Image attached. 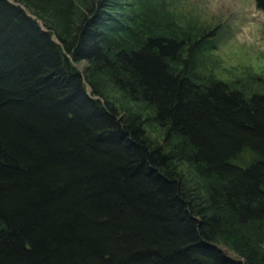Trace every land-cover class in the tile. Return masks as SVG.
I'll return each instance as SVG.
<instances>
[{
	"label": "trees",
	"instance_id": "obj_1",
	"mask_svg": "<svg viewBox=\"0 0 264 264\" xmlns=\"http://www.w3.org/2000/svg\"><path fill=\"white\" fill-rule=\"evenodd\" d=\"M185 2L0 0V264H264V84L198 75Z\"/></svg>",
	"mask_w": 264,
	"mask_h": 264
},
{
	"label": "rangeland",
	"instance_id": "obj_2",
	"mask_svg": "<svg viewBox=\"0 0 264 264\" xmlns=\"http://www.w3.org/2000/svg\"><path fill=\"white\" fill-rule=\"evenodd\" d=\"M185 1V8H190L200 22L208 25H219L218 33L212 37L214 41L213 49L200 59L198 75L204 72L236 88L247 84L249 89L246 90V94L252 93L253 90L256 91L258 84H264V14L256 9L254 1ZM39 23L41 25L40 21ZM85 64V61H80L75 65L83 73ZM111 96L113 102L121 110L139 116L144 123L146 134L150 135L152 140L161 137L162 130L152 121V114L147 105L128 101L114 91H112ZM178 166H180V170L187 173L186 177L189 178V184H194L198 188L199 180H197V183L195 182L196 179L192 177L193 172H191L188 165L182 161ZM195 193H197V190ZM251 228L252 230L257 229L256 227ZM230 233L225 235L227 239L224 241L222 239L218 240L216 246L228 257L238 260L240 257L233 248H240V243L238 244V242H241L240 238L245 240L243 241L245 245V242H249V238L254 234L249 235L246 231H240L239 229ZM224 242L232 243L233 247ZM260 242L259 239L254 238L255 245L261 244ZM261 246L264 247V242Z\"/></svg>",
	"mask_w": 264,
	"mask_h": 264
}]
</instances>
